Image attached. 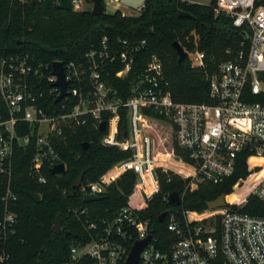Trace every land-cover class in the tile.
<instances>
[{
    "label": "built area",
    "instance_id": "1",
    "mask_svg": "<svg viewBox=\"0 0 264 264\" xmlns=\"http://www.w3.org/2000/svg\"><path fill=\"white\" fill-rule=\"evenodd\" d=\"M68 1L73 10L85 7V0ZM211 9L230 17L240 36L235 47L224 48L226 57L210 71L207 99L201 101L172 99L155 53L133 72L125 96L107 83L106 63L117 62L115 74L124 78L143 39L126 44L118 40L122 45L114 50L102 38L99 48H89L78 60L61 62L66 92L57 100L59 88L53 84L51 64L35 61L26 52L0 57V99L5 106L0 112V240L13 232L16 220L10 207L17 196L10 184L14 146L32 143L30 172L37 183L45 182L41 173L45 162L50 167L58 162L52 136L86 114L97 124L104 120L103 144L129 150V155L96 179L80 181L77 188L82 195H99L122 172L131 170L134 189L149 200L159 189L157 169L185 178V188L192 189L229 176L241 155L264 159V5L255 0H214ZM192 41L196 45L194 32ZM185 53L191 66H203V51L193 48ZM52 95L55 104L47 100ZM69 97L75 99L71 106ZM122 117L126 125L120 123ZM159 119L168 121L177 155L158 148L148 132ZM249 193L264 203V175ZM245 202L246 195L234 204L224 200L214 208L183 210L180 219L169 211L166 228L173 240L166 249L155 246L146 220L124 204L109 219L101 220L89 240L72 244L61 264H76L82 256L90 257L91 264H124L132 242L146 234L149 238L135 264H264V213L242 210ZM8 258V251L2 250L0 264H8Z\"/></svg>",
    "mask_w": 264,
    "mask_h": 264
},
{
    "label": "trees",
    "instance_id": "2",
    "mask_svg": "<svg viewBox=\"0 0 264 264\" xmlns=\"http://www.w3.org/2000/svg\"><path fill=\"white\" fill-rule=\"evenodd\" d=\"M213 1L142 0L136 14H126L119 9L105 10L103 0V11L97 13L90 11L91 6L67 10L43 0H0V57L26 52L49 67L53 60L80 59L89 48H99L102 38H105L107 48L114 50L122 45L118 40H125L126 44L143 39L141 46L133 52L134 64L124 78L115 74L119 68L117 62L106 63L103 74L108 84L125 96L133 72L142 67L150 53H155L161 61L172 99L205 100L210 71L226 57L224 48L235 47L240 36L230 17L213 13ZM255 3L264 5V0H255ZM192 32L197 36L196 45L192 41ZM173 40L186 51L193 48L203 51V66H191L187 53L176 60L177 54L171 45ZM48 85L50 82L43 84V89ZM47 100L56 103L54 95L48 96ZM74 101V97L67 100L69 106ZM4 109L0 99V112ZM158 122L168 123L159 119L154 124ZM120 123L126 125L124 117ZM103 133L104 129H99L95 119L88 114L80 116L78 122L71 120L64 125L61 134L52 136L51 145L65 170L59 174L50 173V162L46 161L41 172L45 176L42 183H37L30 172L32 143L14 146L10 184L17 196L10 207L16 212V220L13 232L6 240H0V252L6 250L9 253L8 264H61L68 257L72 244L89 240L100 227L101 220L109 219L124 204L131 205L138 217L146 220L151 240L163 249L173 240L172 233L166 228L169 211L180 219L183 210H203L208 201L223 194L228 204H234L246 195L241 209L253 214L264 213V203L249 193L264 175V159L249 154L238 157L232 173L218 182L198 183L187 189L185 178L157 169L159 189L146 200L133 187V172L126 170L105 186L99 198L84 200L77 187L71 193L78 174H81V182L94 180L112 163L129 155V150L103 144L100 140ZM83 142H86L85 146ZM157 147L160 148V143ZM161 149L177 155L170 133ZM242 185L246 188L238 197L229 199L228 195ZM170 191L180 194L178 203L170 204L163 198ZM30 192L38 193V200L32 199ZM132 194L137 197L135 204L129 202ZM1 209L0 201V212ZM162 211L166 213L157 219ZM56 214L60 217L58 230L52 228ZM90 222L95 226L89 227ZM76 264H91V259L82 256Z\"/></svg>",
    "mask_w": 264,
    "mask_h": 264
},
{
    "label": "water",
    "instance_id": "3",
    "mask_svg": "<svg viewBox=\"0 0 264 264\" xmlns=\"http://www.w3.org/2000/svg\"><path fill=\"white\" fill-rule=\"evenodd\" d=\"M35 1L36 0H31V2H35ZM43 2L46 4H53L54 6H56L58 8H62V9H67V10L71 9V5H70L68 0H58V1L43 0ZM90 11L93 13L102 12L103 11V5H102L101 0H92ZM171 45L177 54L176 60L179 61L185 55V50L182 48V46L176 40H173L171 42ZM51 73L55 75V79L53 81V84L59 88V91L55 96V100H57V99L61 98L66 92V83H65V80L63 77L62 63L60 60H53L51 62ZM97 126L101 130L104 129V126H105L104 120H100L98 122ZM122 134H123V132L121 133V135ZM82 144H83V146H85L86 142H83ZM64 170H65V167H64V163L62 161L55 162L49 168V172L53 173V174L63 173ZM80 181H81V174H78V176L75 178V180L72 183L71 193H73L74 187H77L79 185ZM29 196L34 200H38V198H39V194L36 192H30ZM99 197H100V195H98V194H84L83 195L84 200L97 199ZM166 201L170 204L178 203L180 201V196L175 191H170L167 193ZM223 204H224L223 195L220 194L219 196L215 197L214 199L208 201L206 206L208 208H214V207H217V206H220ZM165 213H166L165 211L160 212L157 216V219H161ZM52 228L55 230H58L60 228L59 214L55 215V219H54V222L52 224ZM148 238H149V234H146L144 237L136 239L132 242V244H131L128 252H127L124 264H135L136 263L139 251L141 250L143 245L147 242Z\"/></svg>",
    "mask_w": 264,
    "mask_h": 264
},
{
    "label": "rangeland",
    "instance_id": "4",
    "mask_svg": "<svg viewBox=\"0 0 264 264\" xmlns=\"http://www.w3.org/2000/svg\"><path fill=\"white\" fill-rule=\"evenodd\" d=\"M189 1H198V2L207 3L209 0H189ZM140 5L141 4H139V6ZM84 6H85L84 8H86L87 6H91V3H88L85 1ZM139 6H136L135 8H130L131 10L128 9L129 11H131L129 14H136ZM70 10H73V9H70ZM148 132L158 141V143H160V148H161V145L163 144L165 138L169 136V133L171 134V129L169 126L158 122L157 124H154V126H152V128L149 129ZM245 188L246 186L242 185L241 187L235 189L232 193L228 195L229 199H234V198L236 199L240 191L244 190ZM129 202L131 204H135L137 202V197L135 196V194H132L129 197Z\"/></svg>",
    "mask_w": 264,
    "mask_h": 264
},
{
    "label": "crops",
    "instance_id": "5",
    "mask_svg": "<svg viewBox=\"0 0 264 264\" xmlns=\"http://www.w3.org/2000/svg\"><path fill=\"white\" fill-rule=\"evenodd\" d=\"M104 1L105 0H103V4ZM141 3L142 0H108L105 4V10L112 11L114 9H119L121 13L129 14L131 11H129L128 9L135 8Z\"/></svg>",
    "mask_w": 264,
    "mask_h": 264
}]
</instances>
